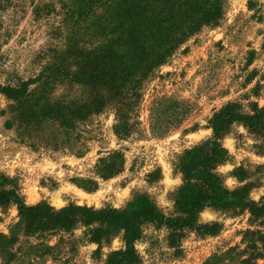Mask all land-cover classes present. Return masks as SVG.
I'll return each instance as SVG.
<instances>
[{"label": "rangeland", "instance_id": "obj_1", "mask_svg": "<svg viewBox=\"0 0 264 264\" xmlns=\"http://www.w3.org/2000/svg\"><path fill=\"white\" fill-rule=\"evenodd\" d=\"M120 1L0 0V83L42 73L24 97L0 94V178L27 205L130 209L146 201L175 216L179 167L212 137V116L228 103L245 114L253 103L264 106V0H224L215 24L188 36L140 82L127 132L116 126L120 77L114 101L91 114L95 55L105 73L120 71L121 30L113 24ZM218 143L227 151L214 163L223 186L264 202V116L232 123ZM197 224L204 227L143 223L132 264H241L256 254L264 264L263 215L211 206ZM120 248L119 227L78 219L59 228L0 204V264H106Z\"/></svg>", "mask_w": 264, "mask_h": 264}, {"label": "trees", "instance_id": "obj_2", "mask_svg": "<svg viewBox=\"0 0 264 264\" xmlns=\"http://www.w3.org/2000/svg\"><path fill=\"white\" fill-rule=\"evenodd\" d=\"M223 3L224 0H121L120 17L113 21L115 29L121 30L120 71L117 74V66H114L112 72L105 73L102 56L95 55L92 63L98 67L91 70V114L99 113L106 104L114 101L115 93L110 91L118 88L116 83L120 77L124 102L122 109L117 112L121 122L116 126L127 132L128 126L124 121L139 97L140 82L188 36L204 25L215 24L221 17ZM113 43H118L116 36ZM117 50L115 47V56ZM41 78L42 73L22 80L17 86L0 83V94L12 99L22 98L30 86ZM252 111V114H245L238 110L237 104L228 103L212 116V137L188 151L186 160L179 167L183 184L174 199L175 216L165 214L155 204L146 201H140L130 209H117L108 205L94 208L74 203L54 209L44 201L27 205L17 189L6 187L1 178L0 204L12 202L20 216L28 220L42 219L59 228H70L78 219L87 224L119 227L123 230L124 248L113 251L106 264H132L137 260L134 241L139 237L143 223H154L174 230L193 226L203 228L197 224L198 214L211 206L226 207L232 212L246 209L251 215L264 216V202L249 200L244 191H228L223 186L222 177L214 170L215 161L227 153L218 143L222 133L234 122L258 124L264 116V106L258 107L257 103H253ZM172 241H177L175 234ZM257 258L258 254L251 255L240 263L256 264Z\"/></svg>", "mask_w": 264, "mask_h": 264}]
</instances>
